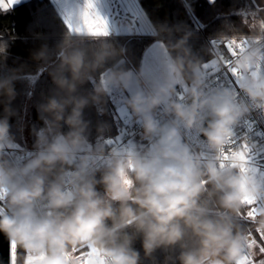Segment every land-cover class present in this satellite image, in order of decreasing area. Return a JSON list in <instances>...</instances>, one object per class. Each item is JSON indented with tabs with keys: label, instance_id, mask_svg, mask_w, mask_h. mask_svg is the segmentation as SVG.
I'll return each instance as SVG.
<instances>
[{
	"label": "clouds",
	"instance_id": "obj_1",
	"mask_svg": "<svg viewBox=\"0 0 264 264\" xmlns=\"http://www.w3.org/2000/svg\"><path fill=\"white\" fill-rule=\"evenodd\" d=\"M11 9L13 0H0V11ZM242 24L247 35L234 25L231 35L220 33L224 41L247 37L243 48L236 45L238 53L230 61L240 79L228 87L206 90L201 61L187 45V35L159 41L169 49L167 77L149 94L141 91L128 98V107L140 118L142 136L149 140L144 151L135 144L101 145L77 163L78 151L89 143L90 123L83 118L89 98L76 94L78 86L91 83V101L98 105L109 96L110 85L127 87L132 75L131 68L117 69L129 59V49L117 47L111 36L65 29L55 60L45 68L58 95H48L37 106L43 126L30 129L36 137L29 150L33 155L23 164L11 155L19 148L11 130L19 75L0 78V233L10 247L14 243L23 250L22 264H30L25 253H47L35 264H82L72 250L86 245L94 251L85 264H142L155 260L157 251H163V264H246V249L254 242L249 236L264 233V170L252 158L261 146L248 123L254 112L264 113V16ZM161 35L157 29L153 42ZM37 58L48 59L46 45ZM227 62L220 55L202 66L219 70ZM140 67L144 69L143 56ZM186 74L187 99H176L177 82ZM161 105L172 117L165 123L153 115ZM181 124L198 129L202 149L187 143ZM242 125L246 131L240 133ZM99 157L107 162L103 167L95 166Z\"/></svg>",
	"mask_w": 264,
	"mask_h": 264
},
{
	"label": "trees",
	"instance_id": "obj_2",
	"mask_svg": "<svg viewBox=\"0 0 264 264\" xmlns=\"http://www.w3.org/2000/svg\"><path fill=\"white\" fill-rule=\"evenodd\" d=\"M139 4L143 8L141 20L151 35L111 36V41L117 47L124 45L129 49V59L117 65V69L138 67L144 50L153 41L155 32L159 29L162 35L156 36L155 39L168 42L187 35V45L192 49L195 58L201 61L202 71L203 62L212 60V53L202 33L220 35L221 32H226L231 35L229 27L234 25L236 31L248 34V28L242 24L241 17L233 13L238 9H249L254 6L252 0H216L214 5H210L208 0H187L186 4L182 0H139ZM100 7L101 11L109 15L107 0H101ZM64 32L62 22L57 18L49 0H25L16 4L7 13L0 11V78L11 74L19 75L15 82L18 95L11 104L14 112L11 130L19 146L34 147L36 137L30 129L33 126L36 128L43 126V121L37 118V106L48 95H58L56 86L45 68L51 67V62L55 60V53ZM45 45L48 59L40 61L37 53ZM167 51L169 53V49ZM112 63L109 61V64ZM21 73L28 75H20ZM184 79L187 83L190 82L188 74ZM29 91L32 92L30 99ZM91 92L92 84L85 83L78 86L76 94L89 98V104L83 109L84 120L90 122L87 133L89 143L86 145L99 149L104 145L103 137L116 131L117 116L110 94L102 97L101 102L96 105L91 101ZM97 108L103 110L102 115L98 113ZM3 115V105L0 104V116ZM100 129H103L102 134ZM62 130L67 132L68 126L64 125ZM2 197L0 194V200ZM135 247L141 248L140 243L136 242ZM178 251L177 248L176 252ZM23 255V250L18 249L17 264H22ZM155 257L156 259L152 261L142 260V264H163V251H157Z\"/></svg>",
	"mask_w": 264,
	"mask_h": 264
},
{
	"label": "snow or ice",
	"instance_id": "obj_3",
	"mask_svg": "<svg viewBox=\"0 0 264 264\" xmlns=\"http://www.w3.org/2000/svg\"><path fill=\"white\" fill-rule=\"evenodd\" d=\"M7 2V0H5ZM21 0H13V7L19 4ZM52 4L57 18L62 22L64 29L73 31V33H79L84 36H150L151 33L147 31L142 20L141 14L143 8L139 4V0H107L111 15H106L101 11V0H49ZM255 0H253V3ZM210 5H214L216 0H213ZM264 12V6L255 5L253 9H238L233 15L241 17L242 22L255 20L260 16V13ZM247 43V37L245 36L243 41H224L217 38H211L209 44L213 48H221L230 53V56H235L238 53L236 45L240 48ZM163 47L162 43L152 42L151 46L144 50L143 60L146 73L150 75L157 74L160 70L159 57L160 53L157 51ZM208 61H206L207 65ZM210 67V66H209ZM226 67L229 69V73L239 78L240 73L231 69V63L228 61ZM219 81L217 80V83ZM252 131L255 129V122L249 121ZM257 135L264 138V132H257ZM112 141H109L111 143ZM238 142V141H237ZM261 146V145H260ZM253 159H257L260 162V168L264 170V146L260 147V151L252 154ZM254 208L255 205H252ZM3 211L2 205H0V212ZM250 216H254L255 212L249 213ZM257 236L259 239H257ZM249 240L254 241L251 245V249H246L248 260L246 264H264V258L257 259V253L260 257H264V233H253L249 236ZM73 255L81 259L82 264H85V257L88 253L93 252L90 246H85V249H73ZM28 256L30 264H35L36 260H42L47 253H42L38 257H33L31 254L25 253ZM8 264H16L17 248L13 243L9 249H7ZM100 264H104L100 261Z\"/></svg>",
	"mask_w": 264,
	"mask_h": 264
},
{
	"label": "built area",
	"instance_id": "obj_4",
	"mask_svg": "<svg viewBox=\"0 0 264 264\" xmlns=\"http://www.w3.org/2000/svg\"><path fill=\"white\" fill-rule=\"evenodd\" d=\"M184 4H186L187 0H182ZM247 35V34H245ZM202 36L205 38L209 50L212 53V60L213 58H219L220 55H223L225 61H232V56H230L226 49L221 46V48H213L209 44V40L211 38H217L220 39V35H207L205 33H202ZM232 67V64H231ZM219 70H216V68H210L206 70H202L204 73L206 79H205V85L206 90H212L216 87H228L235 85L239 78H233V76L229 73V69L225 67L223 64L218 65ZM217 80L219 81L217 83ZM188 84L185 87L177 86L176 85V92L174 94V98L176 99H187V88ZM153 115L156 116V118L161 122L165 123L172 119V117L167 114L164 111V106L161 105L160 107L156 108ZM140 118L134 114L133 112L128 113L125 112L121 116L117 117L116 120V131L114 133L106 134L103 137L102 142L104 143L105 147L111 148H124V147H130L132 144H135L137 147V150L144 151L145 148L149 145V140L143 138L142 136V129L140 127V123L138 122ZM250 121L255 122V129L250 133L253 136V139L257 140L259 142L258 146H264V138L257 135V132H264V113L261 112H254L251 117H249ZM182 136L185 138L187 143L195 150L197 146H199L201 149L204 147L203 142L198 137V129H186L183 127V125H180ZM240 133H243L246 131L245 126H241ZM239 134V133H238ZM111 138L110 140L107 138ZM109 141H112L109 143ZM239 142V141H238ZM237 142V143H238ZM33 149V147H24L19 146L18 149H14L12 152V159L18 163L23 164L27 160L32 158L33 152L29 151ZM93 148L91 147H85L81 148L77 153V163H79V157L83 155L85 152L92 151ZM255 151V150H254ZM107 162L104 160L103 157H99L96 160L95 166L97 167H103ZM68 176H71V173L69 172L67 174ZM257 239L259 237L257 236ZM264 257H260L259 254H257V259H261Z\"/></svg>",
	"mask_w": 264,
	"mask_h": 264
},
{
	"label": "rangeland",
	"instance_id": "obj_5",
	"mask_svg": "<svg viewBox=\"0 0 264 264\" xmlns=\"http://www.w3.org/2000/svg\"><path fill=\"white\" fill-rule=\"evenodd\" d=\"M261 2H263L261 0ZM255 5H258L254 2V6L252 8L249 9H253L255 8ZM263 6V5H261ZM261 16H264V12L260 13ZM249 22H253L252 20H250ZM212 60H209L208 62H210ZM132 68V67H130ZM210 68H215V67H208L207 69ZM203 70H206L205 68H203ZM168 74H163L161 79H159L157 81L156 84H152L147 78L145 79H141L142 81L140 82V85L137 84H133L131 85L130 83L127 82V87H125L124 84H113L109 86V94L110 97L113 101L114 107H115V113L116 116H121L123 113L128 112L131 113V109L128 107V98L137 93V92H144V94H149V92H151V90L158 84L163 83L165 78L167 77ZM187 85V81L182 78L180 80H178L177 82V86H181V87H185ZM88 147L86 144L83 145L81 148H85ZM3 196V194H2ZM4 199V197H2V200ZM258 254V253H257Z\"/></svg>",
	"mask_w": 264,
	"mask_h": 264
},
{
	"label": "crops",
	"instance_id": "obj_6",
	"mask_svg": "<svg viewBox=\"0 0 264 264\" xmlns=\"http://www.w3.org/2000/svg\"><path fill=\"white\" fill-rule=\"evenodd\" d=\"M23 1H25V0H21V2H23ZM262 1L263 2H261V0H255V3L258 5L264 6V0H262ZM111 14H112V12H109V15H111ZM160 40L161 39L156 38V42L159 43ZM152 42L148 45V47L151 46ZM157 51L161 54L159 57V64H160L159 72L157 74L150 75V74L146 73V71L144 70L145 67H144V69H141L140 65L136 68L132 67L131 69L133 71H132V75L128 78V81H127L128 83H130L131 85H133V84L140 85V82L142 81L141 79L147 78L152 84H156L157 81L159 79H161L163 74H168L167 66L171 62V58L169 57L168 51L164 45L161 49H159ZM154 111H155V109L153 110V113H154Z\"/></svg>",
	"mask_w": 264,
	"mask_h": 264
},
{
	"label": "water",
	"instance_id": "obj_7",
	"mask_svg": "<svg viewBox=\"0 0 264 264\" xmlns=\"http://www.w3.org/2000/svg\"><path fill=\"white\" fill-rule=\"evenodd\" d=\"M10 248L9 242L0 233V264H8L7 249Z\"/></svg>",
	"mask_w": 264,
	"mask_h": 264
}]
</instances>
